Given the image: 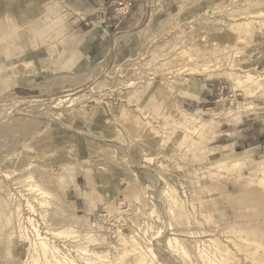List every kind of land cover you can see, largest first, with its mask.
I'll list each match as a JSON object with an SVG mask.
<instances>
[{
  "label": "rangeland",
  "instance_id": "1",
  "mask_svg": "<svg viewBox=\"0 0 264 264\" xmlns=\"http://www.w3.org/2000/svg\"><path fill=\"white\" fill-rule=\"evenodd\" d=\"M114 2L127 26L85 57V0H0V44L27 48L13 60L3 43L0 73L14 62L26 77L37 59L57 77L49 92L0 94V264H57L53 246L29 248L17 207L41 232L66 233L56 243L73 256L103 238L112 246L100 264H135L147 246L141 222L158 231L147 264H217L213 252L224 264H264V0ZM187 44L192 62L173 59ZM206 52L210 63L191 74ZM247 74L254 83L241 84ZM215 84L213 102L196 105ZM29 179L50 195L41 207ZM175 239L183 251L169 248Z\"/></svg>",
  "mask_w": 264,
  "mask_h": 264
},
{
  "label": "bare ground",
  "instance_id": "2",
  "mask_svg": "<svg viewBox=\"0 0 264 264\" xmlns=\"http://www.w3.org/2000/svg\"><path fill=\"white\" fill-rule=\"evenodd\" d=\"M1 6L3 7V10L9 12V10H10L8 8L9 5H6V4L1 3ZM188 49H189L188 44L184 46V49H181V47L178 48V49H176V52H175L176 53L175 54L176 56H174L173 59H175L176 61H181V62H186V63L189 62V61L192 62L193 55H191L188 52ZM182 51H184V54H182ZM202 54H204V57L206 56V58H205L206 61L204 60L202 62L203 65H199V64L196 63L195 66L189 67V69H187V70L190 71L191 74H193V73H199L203 67L207 66V64L210 63V61L207 60L209 58L208 52L201 53L200 55H202ZM19 65H20V68L21 69L23 67L30 68V66L25 65V63L19 64ZM197 71H199V72H197ZM239 82L241 84H249V83H254V79H253V77L250 74H247V76L245 77V79H243V80H241ZM152 86H155L154 83L151 84V87ZM171 88H173V87H171ZM173 89H175V88H173ZM163 90L164 89L161 86H159L156 89V92H158V94H156V97H158L161 94L160 92L161 91L163 92ZM64 96H66V95H64ZM20 100L22 102H20L21 104L19 103L20 104L19 106H21L22 103L25 102L27 99H24L23 98L24 101L22 99H20ZM29 100H31V101L32 100L33 101L34 100L35 101L38 100L39 101V99H29ZM15 102H18V101L16 100ZM168 105L170 106V103ZM23 106L25 107V105H23ZM1 107H3V106H1ZM180 118H181V116L179 114L176 117V120H179ZM195 119L197 120L196 117H195ZM185 123H186V125L189 126L191 124V121L186 120ZM82 145L83 144H78V145L75 144L73 146L76 147V148H78L79 146H82ZM245 159H246V157L243 158V160H245ZM233 161H234V159H232L229 162V164H226V167L231 168V167H233V165H238V162H236V163H234L232 165L231 162H233ZM27 188L33 194V196L35 197L34 200L37 202V204L40 207L43 206L44 204H46L47 200L50 199L49 193H47L46 191L41 190L38 187V185L35 184L34 182H32L30 179L28 180V186H27ZM143 189L145 190V193L147 195L145 197L146 204H147V208L145 210L147 211V215L151 216L152 219H153V221H156L157 222V218L158 217H156L155 215L152 214L153 203H152L151 198L149 197L148 193L146 192L147 191V187L144 186ZM163 196L166 199H169L168 192H164L163 193ZM139 205H140V200H138V201L135 202V205H134V208H133V212L134 213H137L140 210ZM27 207H28V209H29L30 212H33L34 213V209L32 208V205L30 203H27ZM169 209H171V208L169 207ZM21 211H22L21 208L20 207H17L16 213H17L18 218H20V220L23 221V222L25 221L24 223H27L29 225V227L31 228V230H32V239H31L29 235H26V233L29 232V231H27L28 230V227H24V226L20 227V233H22L23 235L25 234L24 237L26 236V238H27L26 242L29 243V244H31L29 248H32L34 250L35 246H37V248H39L40 250L42 249L44 251L46 249H49L48 245L53 246L56 249L55 253L57 255V259H56L55 263H57V264H78V262L76 260L77 258L81 261L82 264H100L101 261L103 262V254L105 252H108L106 250L107 249V246H112V245L108 244L107 242H105V240L103 238H102L101 241H96L94 239V240H91L90 242H88L89 244L85 248H80V249L76 250V252L74 253V256H73V255L70 254L69 250H66L63 246H62L63 248L61 246H58L57 243H56L59 239L65 237L67 235L66 233H64L62 231L61 232L60 231H54V230H51V229H47L45 232H41L40 229H39V223L38 222H35L31 217H26L24 219L22 217L23 215H22V212ZM139 212H141L140 214L144 215L143 211H139ZM44 220H42L43 221V224H46L44 222ZM70 221L71 220H67V222H70ZM69 225H70V223H69ZM72 229H73V227H72ZM134 231H136V234L139 235L140 239H142L145 243H147V246H146L145 250H143L142 252H135V257H136L135 264H147V259L146 258L151 253V248L149 246V243L152 240L153 236L158 235V231L155 232L153 230L152 225L149 222L137 223L136 228H135ZM103 244H106L105 247H103ZM180 247L181 246L179 245V242L176 239H175V242L173 244L169 243V248L171 250H172V248H176V249L178 248L181 251H183L184 249L183 248H180ZM213 253H214L215 257H216L217 264H224V259L225 258L223 259V257L220 256L218 253L217 254L215 252H213ZM43 256H44V258L42 259V261L40 260L41 262H39L37 259L34 258V259L29 260L26 264H52L47 258H45V255H43ZM205 258L207 259L208 257H205ZM92 259H95V261H93ZM207 261L209 263V260H207Z\"/></svg>",
  "mask_w": 264,
  "mask_h": 264
},
{
  "label": "crops",
  "instance_id": "3",
  "mask_svg": "<svg viewBox=\"0 0 264 264\" xmlns=\"http://www.w3.org/2000/svg\"><path fill=\"white\" fill-rule=\"evenodd\" d=\"M85 2L87 6L85 10H87V12L86 13L81 12V15L88 19L87 22L85 23V25L88 26V29L81 31L82 32L81 36L84 37L83 44L85 49L84 50L85 57H89L90 55L93 54L95 50L101 47L104 39L103 33H105V31L111 30L112 28H117L120 25L122 27L125 25L127 26V24L123 22V17H125V14L128 12V10L126 11V13L123 14V16H117L116 12L114 15L111 14L112 10L114 11L113 8V5L115 3L114 0H85ZM126 5L127 7H129L132 5V2L129 1ZM27 42L29 45L28 48H31L30 53L32 52L33 54L37 50L34 48L36 43L33 40L32 41L27 40ZM31 42L35 43V45L32 46ZM6 43L11 44L10 51L12 52V54L11 56H9V58L11 57L13 60L23 59V57L27 55L24 51H21L23 49L25 50L27 49L23 42L20 43V45L14 42H6ZM2 44H0V55H3L4 57V54L1 51ZM4 59L5 58L2 59L3 62ZM26 59H31V58H26ZM32 60H34L35 63H38L39 68L36 69L33 74L23 78L17 74L14 62H12V65H10L12 67L10 70L5 72L1 70L0 94L14 93L18 95H31L36 92L39 93L40 91L49 92L51 90V86L56 85L57 77L54 76V73H52V70L49 67L50 65L46 64V66L48 65L47 68L42 69L40 62L36 61L37 59H32ZM209 85L211 86L212 84ZM214 86H216V84L213 85L212 88L204 87L199 90V93L196 95V99H197L196 105L199 106L200 104H209L213 102L212 99L215 98V95L218 94L217 93L218 87L214 88ZM206 109L208 108L206 107ZM74 191L77 192V190Z\"/></svg>",
  "mask_w": 264,
  "mask_h": 264
}]
</instances>
